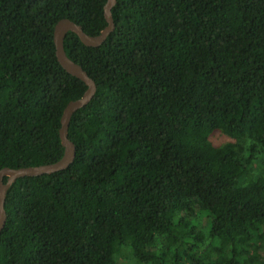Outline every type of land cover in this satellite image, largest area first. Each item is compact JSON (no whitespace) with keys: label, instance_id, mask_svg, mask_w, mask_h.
<instances>
[{"label":"trees","instance_id":"trees-1","mask_svg":"<svg viewBox=\"0 0 264 264\" xmlns=\"http://www.w3.org/2000/svg\"><path fill=\"white\" fill-rule=\"evenodd\" d=\"M107 1L0 0V170L63 157L64 109L87 86L54 28L99 35ZM112 15L99 47L65 37L97 92L72 117L70 168L8 190L0 264H264V0H118Z\"/></svg>","mask_w":264,"mask_h":264},{"label":"water","instance_id":"water-1","mask_svg":"<svg viewBox=\"0 0 264 264\" xmlns=\"http://www.w3.org/2000/svg\"><path fill=\"white\" fill-rule=\"evenodd\" d=\"M118 0H108L104 6V16L107 26L99 35L91 36L87 34L81 25L68 18L61 19L54 28V44L56 48V58L60 65L72 76L81 80L87 86L83 96L75 101H71L64 109L61 118V128L59 131L62 146L64 147L63 157L53 163L40 166H30L23 168L5 167L0 170V234L4 231L8 214L5 209L8 190L20 178L38 177L46 174H54L64 171L73 164L76 159L77 149L75 144L69 139V127L73 115L87 107L93 100L97 92V85L93 78L83 69V67L68 57L64 48L65 37L69 32L76 34L80 41L88 47H99L107 40L110 34L115 30L116 24L113 19L112 9L116 6ZM6 178V181L4 179Z\"/></svg>","mask_w":264,"mask_h":264},{"label":"rangeland","instance_id":"rangeland-1","mask_svg":"<svg viewBox=\"0 0 264 264\" xmlns=\"http://www.w3.org/2000/svg\"><path fill=\"white\" fill-rule=\"evenodd\" d=\"M211 141L213 144L215 145H223L229 142H232L233 139L230 138L229 136L223 134L222 132L218 131L215 132L212 137H211ZM198 221L200 222H205L206 221V216L205 215H198L197 217Z\"/></svg>","mask_w":264,"mask_h":264}]
</instances>
